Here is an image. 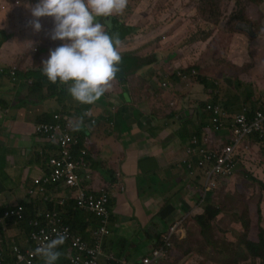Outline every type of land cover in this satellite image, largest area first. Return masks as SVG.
I'll return each mask as SVG.
<instances>
[{
    "label": "trees",
    "instance_id": "1",
    "mask_svg": "<svg viewBox=\"0 0 264 264\" xmlns=\"http://www.w3.org/2000/svg\"><path fill=\"white\" fill-rule=\"evenodd\" d=\"M174 3L178 4L176 0ZM131 4L132 0H128V5L124 13L111 18L110 34L118 33L121 41H123V38H125L128 34H132L130 38L135 39L139 36L148 35L152 30L151 27L147 26H144L142 29H140L139 25H136L134 28L124 26L125 24L123 23L122 18L129 15ZM156 4L160 9L163 1H160ZM205 4L210 15L212 14L211 10L215 9L216 15L219 16L218 5L215 6L211 0H206ZM236 4H238V2H236ZM237 11L231 14V19L237 18ZM23 12L24 11L21 7L15 6L12 8L8 28L0 31V46L9 39H14L18 43L19 40L21 42H26L29 39V37L26 36L24 32H21L23 28L16 32L17 27L22 22ZM27 14L31 15V13ZM168 16L169 15L167 14L156 15L154 27H166ZM129 19L130 18L127 19V22ZM242 21L247 20L242 19ZM113 24L114 26L120 24V26H117H119V29L122 27L125 32L122 29L119 31L115 30L117 26L113 28ZM34 49L38 48L34 47L31 51H34ZM120 54L122 57L120 68L123 69L125 73V77L122 78L121 84L126 83L127 78L133 75L131 74L132 72L135 73L139 78L140 94L139 105L137 108L134 106H123L118 109L115 115H113L111 112H108L107 114L103 115V117L97 116L95 119L89 115V112L95 106H103L107 104L108 107H112V105L107 102V95L102 97L94 105H83L71 97L67 91L68 86L59 83H50L47 77L42 74V66H38L40 69L39 75H34L31 77L32 85L35 87L34 95L40 99V102H43L46 99H51V101L56 103V107H50L40 118L37 119L36 126L42 124H48L50 126L53 124H60L65 134L69 135L70 137H74L76 143L73 146L74 150H71L72 161L77 163L83 159L84 163L90 167L85 172H83V176H86V174H92L95 184L101 185L99 189L104 190V192L108 194L109 188L119 183L117 169L111 167L109 165V161H104L103 159L97 157L95 158L91 153H88L86 156H82V152L84 151L86 145V139L92 135L93 128L100 122L101 118H106L104 116H107L109 120H117L119 127L123 124L129 126L130 119L135 120V125H143L144 123L141 121V118L144 116L140 115H143V113L146 112V108L148 107L149 116L152 118L164 123L172 122L174 125L177 124L179 129L176 130L174 135L182 141L190 140V131L194 133L192 136H197L199 138V141H201V138L206 139L213 146H216L215 139L218 137V132L214 131V129L210 126L211 123L209 122V118L211 117L212 119L214 117L213 111L207 110L205 103L202 105H200V101H195L193 103L188 91L186 92V103H183L180 97H176L170 92L164 90H160L164 96L163 98H159L158 93H155V95L152 94V97L150 96L148 92V84H150L151 87H154L155 91L158 88L154 82V78H156V76H154L155 72L150 71V66L153 64L152 60H159L156 53L151 55L152 58L150 60H148L147 57H140L139 55L134 56L133 50L120 52ZM193 69L196 70V68H182L171 73L170 78L172 81L166 82L168 87L167 90L174 91L173 82L176 84L181 82L179 74H190L191 70ZM42 80L44 86L40 83ZM200 84L204 85L205 87L207 86L205 79H202ZM250 84L257 85L255 83H244L239 81L235 86L238 94L236 99L240 101V110L236 113H233L225 107L227 106V103L224 100V92L221 90H217L213 98L212 95L210 96V98H212L210 103L213 106H217L220 105L219 101H221V103L225 105L224 107L229 114H239L242 113L243 109H245L247 121L249 123H254L259 120L258 111L261 110L258 108V106L255 107L253 103V97H258L259 89L253 88ZM213 87L216 88L215 85H213ZM209 91L211 92V90ZM62 100L66 101L67 104H61L60 102ZM81 119L82 124H80L79 130H76V125ZM133 126H130L129 128ZM260 126L261 129L259 131H254V133L251 135L253 142H255L253 140L254 136L258 137L259 135H264V121L261 122ZM37 135L42 136L43 133H39ZM258 143H264V139ZM49 146L50 148L45 150L39 156L41 162L43 163L44 178L38 181V184L34 182V187L30 188L28 193L29 195L33 196L34 199L24 201L20 204L18 203V205H7L0 200V217H4L7 212H10L13 209H18L19 207L22 208L20 210V214L22 216L21 219H19L18 216H13L7 218V221L1 222V225L5 226L6 228L4 229L3 227H0V235L4 234L5 231L10 228L16 230L19 234L18 243H13L11 245L8 240L1 242L0 257L4 258L8 264L14 263V258L12 256V247L14 245H18L22 251H25L26 249H34L35 246H37L38 243L32 238V234L37 230H49L48 224L50 217L48 216L50 215L49 212L53 210L58 211L62 216L63 224L58 225L57 229H68L70 232V237L67 238L65 244L59 249L62 255L57 264H73L71 257L76 255H79L82 259H85V253L79 252L80 250L74 247V243H82L81 238L84 240H90V231L96 227L102 226V221L104 218H99L95 215V213L84 211L79 208L76 201L71 198L70 194L72 191L67 188L64 182H47L53 173V169L50 165L51 158L59 159L61 157L60 142L56 138H51V143ZM50 153L53 154L50 155ZM103 154L104 158H108L112 155L111 151L105 149H103ZM242 157L243 154H238L236 157V165L234 168L235 172H239L241 167H243L241 164ZM194 160L193 169H190L188 165L172 163V165H170L167 170L173 177L179 176L181 174L189 175L193 173V170L195 169L202 170V167L198 165L199 160L197 158ZM155 164L156 160L153 157L141 156L139 158L137 170L140 183L147 185V181L151 176H154L155 180L158 181L157 176L160 177L163 175L164 169L157 170L149 167V165ZM211 165L212 162L208 164V168ZM76 174L81 181V175L78 170L76 171ZM203 178L204 175L200 173L194 178L190 179L189 183L181 181L176 187L175 191L172 193H168L167 195L165 193L162 194L159 212L155 214L152 219H149V222L145 227H141L139 223L136 225H129V223L133 222V218L125 217L122 219L121 222L124 223L122 225V235L121 232L119 235H117V232H115L118 219L117 215L114 214L112 210L116 206V199L113 198L114 196L111 194L110 202L108 204V208L110 210V222L108 224L110 235L105 239L103 249L105 254L112 258L102 260L101 264H129V262H137L139 260H135V255L137 254L136 249H138L139 245L137 246L136 243L131 240L132 238L130 234V240L125 237L126 231L132 234V237L137 240L138 244L148 242L147 244H144V249L146 250L144 253L140 254L141 258L153 257V253H151L152 250L160 251L164 254V257H162L155 264H164L170 258L171 251L175 248V244H177L176 241H181L184 239V237H186L187 233L186 235L183 234V230H186V220L190 216H194V214L196 215V213L197 215L194 218L197 225L201 229V233L210 240L213 222L218 216L222 214V209H219V207L216 205L206 203V199H204L202 196H197L196 194L197 197L195 204H203L201 211L198 212V208H195L193 204L185 202L181 197L182 193L189 194V189L199 187L203 181ZM228 180L230 179H227L224 182H227ZM224 182H222L220 185H222ZM86 185H90V183H86ZM86 185L82 183V188L87 195H91L92 193L97 194L94 192V188H89ZM154 187L159 188L160 184L156 183ZM55 190L68 192L62 205L45 200L46 192ZM118 191L123 193L124 189L119 188ZM148 193L157 194V190L149 187L148 190L143 193L142 188L139 186V194L141 197L148 195ZM207 195L211 197L212 193H207ZM193 201L194 199L192 200V203ZM168 206L170 207L168 208ZM258 212V223H260V218H262V216L260 211ZM246 214L247 213H244L240 220L243 223L245 230L248 231L250 228V222ZM165 215L167 217H162ZM172 226L176 227V231L173 234L169 231ZM112 235L114 237L113 239H110V236ZM115 236H118L121 239H116ZM241 242L244 244L245 249H242L240 254L245 256L246 261L248 257L251 256L254 259H259L260 264H264V229L262 227L258 226L256 241L250 240L247 237H241ZM35 258L36 261L34 264H43V261L39 257L36 256ZM136 264H142V261H138Z\"/></svg>",
    "mask_w": 264,
    "mask_h": 264
},
{
    "label": "rangeland",
    "instance_id": "2",
    "mask_svg": "<svg viewBox=\"0 0 264 264\" xmlns=\"http://www.w3.org/2000/svg\"><path fill=\"white\" fill-rule=\"evenodd\" d=\"M6 1L19 3V0H0V12L4 9L2 5ZM20 1L24 11L20 29L23 28L21 32L29 37L27 40L29 52L34 47H41L46 50L43 57L46 60L50 50L62 43L61 41L54 42L48 36L53 28V21L51 18H42L40 21L42 31L35 32L28 25L31 15L27 13H31V7H34L39 0ZM160 1H163V4L159 9L156 3ZM176 1L178 4L174 3L175 0H132L129 15L122 18L123 23L126 24L127 19L130 18L129 21H131V17L137 12L145 13L139 17L140 22L137 23L140 29L147 26L152 30L146 36L136 37L128 49L133 50L134 56L147 57L148 60L152 58L153 53L158 55L159 60H152L150 71L155 72L154 76L158 78L160 84L172 81L170 75L177 69L196 68L198 75L193 79L192 84L180 82L175 84L174 91L161 89L180 97L183 103H186V92L191 89L192 91L189 92L190 97L193 95L191 99H194V102L200 101V105L205 100L211 101L216 91L221 90L224 92L223 96L227 106L221 101L219 103L236 113L240 110V101L236 99L238 94L235 86L239 81L255 83L257 85H250L263 92L259 93L258 97H253L254 106L264 105V0H211L215 6L218 5L219 16L216 15L215 9L211 10V15L209 14L205 4L206 0ZM236 11L237 18L231 19V14ZM158 14L169 15L166 27H154L155 16ZM242 19L247 21H242ZM7 24L8 22L3 23L4 29ZM239 24L254 25V32L258 36L250 37L237 28ZM120 29L125 32L122 27ZM0 64L7 69L1 60ZM6 79L12 81L9 76ZM202 79L207 82L206 87L200 84ZM154 82L156 84L155 80ZM209 89L211 92L208 91ZM156 91L159 98L164 97L159 89ZM156 91L151 86L148 89L151 97ZM136 93L139 97V82L136 86ZM211 95L212 98H209ZM125 99L128 101L127 95ZM60 103L67 104L64 100ZM48 105L54 106L55 102L51 101ZM177 160V155H175L171 163ZM241 164L243 167L240 171L236 172L232 179L220 185L206 201L222 209V214L213 222L210 240L201 233L195 221L194 217L197 213L190 216L185 222L186 237L181 241H176L177 244L171 251L170 258L164 264H260L259 259L251 256L246 261L245 256L240 253L242 249H245L241 237L256 241L258 226L264 229V143H252ZM181 181L185 182L178 177L170 178L168 190L174 184L178 186ZM186 195L188 194H181L183 200ZM197 196L194 195L192 204L200 212L203 204H195ZM258 211L262 216L260 223H258ZM244 213H247L250 222L248 231L245 230L240 220ZM100 230V227L94 229V231ZM5 232L9 233V229ZM129 234L131 240L137 246L139 245L136 253H144L146 250L144 244L148 242L138 244L132 234L126 231L125 237L128 240H130ZM113 237V235L110 236V239ZM115 238L121 239L118 236Z\"/></svg>",
    "mask_w": 264,
    "mask_h": 264
},
{
    "label": "crops",
    "instance_id": "3",
    "mask_svg": "<svg viewBox=\"0 0 264 264\" xmlns=\"http://www.w3.org/2000/svg\"><path fill=\"white\" fill-rule=\"evenodd\" d=\"M13 3L15 1H6L2 5L4 9L0 12V31L4 30L3 23L10 20V7ZM16 6L21 7L20 0L19 3L16 2ZM135 18L136 15L131 17V21L128 20L129 22L126 24L133 25ZM114 24L112 25L113 28L117 25L120 26V24L115 26ZM119 26L115 30L119 31ZM130 37L131 34H128L123 38L120 52L131 51L128 48L132 46L135 39ZM45 54L46 50L41 47L29 52L27 41L21 42L19 40L18 43L14 39H9L0 46V60L7 66L8 70L14 67L17 70V78L11 79L12 81L6 79L7 75L0 73V200L7 205H18V203L34 199L33 196L28 194L29 190L34 187V182L44 178L43 163L39 156L50 148L51 138L45 133L42 136H38L35 129L37 119L53 106L48 105L49 103L51 104V99L40 102V99L34 95L35 87L32 85L31 77L39 75L40 69L38 66H42ZM38 55L41 56L38 57ZM138 82L139 78L137 75L129 76L125 84H119L108 95L107 102L112 107H108L107 104L95 106L91 110L92 113L95 116L103 117L108 112L115 115L118 109L123 106H134L137 108L139 105V97L136 93ZM40 83L44 86L43 80ZM148 87L150 88V84H148ZM259 92L261 91L259 90ZM126 95L128 101L125 99ZM191 97L193 98V95ZM54 106L56 107V103ZM140 116H144L141 118L143 125H135V120L130 119L129 126L123 124L120 127L117 120L111 118L109 120L107 116H104L106 118H101L92 132V154L95 158L109 161V165L118 171L119 183L109 188V191L114 196L113 198L116 199V206L112 212L117 215L118 219L115 227L117 235L120 232L122 233V225L124 223L121 220L125 217L133 218V222L145 227L149 219H152L159 212L161 196L167 191L162 186L159 188L154 186L156 183L160 184L161 181L168 182L170 180L167 169L172 165L171 162L175 158V152L179 151L180 146L184 147L186 145L174 135L176 130L179 129L177 124L174 125L171 122L170 125L166 126L164 122L152 118L149 116L148 107L146 112ZM130 126L133 127L129 128ZM103 149L111 151L112 155L104 158ZM52 154L50 153V155ZM141 156L155 158L156 164L149 165V167L157 170L164 169L163 175L157 176L158 181L155 180L154 176H151L147 181V185L139 182L137 163ZM139 186L142 188L143 193L149 187H152L157 190V194L148 193V195L141 197ZM94 187L99 189L101 185L95 184ZM174 187L176 186L174 185ZM119 188H123L124 192H119ZM67 193L62 190L47 191L45 200L62 205ZM70 195L76 201L77 197L73 193ZM81 209L95 213L99 218L103 217V215L97 214L88 207ZM107 212L109 213L108 225L110 222L109 208ZM49 214V228L63 224L62 216L58 211L53 210ZM162 217L165 218L167 216ZM4 240H8L11 245L18 243L19 234L16 230L10 228L9 233L5 232L0 235V245ZM85 244L86 247H88V244L92 246L95 241L90 238V240H85ZM34 249L31 250L34 251ZM73 258L71 257V261ZM140 258V254L135 255V260Z\"/></svg>",
    "mask_w": 264,
    "mask_h": 264
},
{
    "label": "clouds",
    "instance_id": "4",
    "mask_svg": "<svg viewBox=\"0 0 264 264\" xmlns=\"http://www.w3.org/2000/svg\"><path fill=\"white\" fill-rule=\"evenodd\" d=\"M127 5L128 0H39L34 7H31V19L28 21L29 27L39 33L42 31L41 19L51 18L53 21V28L48 33V36L54 42H62L58 47L50 50L48 58L42 62V74L47 77L48 81L52 84L59 83L68 86L67 91L71 97L83 105H94L105 95L108 96L110 91L112 93L119 84H121L122 78L125 77V73L124 70L120 68L122 61L120 48L122 42L119 38V34H110L111 18L123 14ZM15 6L16 2L11 5L10 10ZM141 15H145V13L137 12L135 21L132 23L133 25L125 24L124 26L134 28L138 25L137 22H140L139 17ZM19 29L20 25L17 27L16 32ZM257 36L258 35L255 37ZM119 72L121 74L124 73V75H118L117 79V74ZM0 73L3 75L7 74L11 79L17 78L16 69L11 68L8 70V68L6 69L4 66L2 67L1 64ZM131 74L134 75L135 73L132 72ZM197 74V71L193 69L190 74L181 73L179 76L182 83L192 84ZM155 81L158 87L157 89H168L166 82L160 84L158 78H155ZM175 84L176 83L173 82L174 87ZM189 90L190 92L192 91L191 89ZM260 91L263 92L262 90ZM192 101L194 102V99ZM204 103L206 107L212 105L210 101L205 100ZM213 107H219L221 109L218 116L223 123L220 130L215 129L213 119L216 115L212 110L214 117L212 119L210 117L209 122L214 131L218 132V137L215 139L216 146H213L208 140L203 138L199 141V138L197 136H192L194 133L190 131V140H181L182 143H186V145L184 147L180 146L179 151L175 152L178 160L174 163L188 165L190 169H193L194 159L197 158L199 160L198 165L202 167V170L195 169L193 173L189 175L181 174L174 177H178L189 183L190 179L194 178L196 175L200 173L204 175L201 185L197 188L189 189L190 193L184 197V201L190 204H192V200L196 194L208 200L209 195H207V193H212L213 195L222 182L227 179H232L236 173L234 168L237 155L243 154V160L249 152L250 145L264 139V135H259L258 137L254 136L253 140L255 142H253L251 139L252 134H250L236 144L231 125L238 115H243L246 118V110L243 109L242 113L239 114H229L222 104ZM258 108L261 109L258 113L264 114V105L261 104ZM207 110L210 109L207 108ZM89 115L94 119L97 117L92 111L89 112ZM80 124H82V119L76 125V130H79ZM170 124L171 122L165 123L166 126ZM39 126H36V134H39L37 131V127ZM72 138L75 139L74 137ZM75 143L68 144L70 153ZM92 147L93 140L91 135L86 139L83 152H85L86 155L88 153L92 154ZM228 147H232L233 151H227ZM210 162H212V165L208 168ZM87 167L90 168L88 165ZM168 174L169 178H173L169 172ZM81 176H83V174H81ZM89 176L90 179H85L84 184L90 183V185L86 186L94 188L95 193L104 191L102 189H96L94 187L95 182L93 175L89 174ZM83 177L85 178V176ZM169 183L170 180L168 182L161 181L160 183V186L167 191V193H165L166 195L174 191L177 187V184H174L176 187L173 185L168 190ZM70 190L77 196L75 189ZM196 191H198V193ZM111 194L112 193L109 191V197ZM132 223H135V225L138 224L137 222ZM132 223H129V225ZM0 227L5 229L2 225H0ZM102 227L106 228V234L98 233L95 235V232L98 231H94V229L90 231L91 239L95 241V244L92 246L88 244V247L83 252L86 258L82 259L80 257L82 261L92 259L96 264H101L103 259L112 258L107 256L103 249L104 241L110 235V231L107 224L102 223L100 228ZM173 227L174 226L169 229L170 232ZM186 233V230H183V234L186 235ZM67 238L68 234L66 229L63 232H57L54 239L38 244L34 249V254L43 261V264H57L62 255L59 249L65 244ZM91 252H94V255H92ZM152 252L153 250L151 253ZM12 256L14 258L13 254ZM162 257H164V254L150 264L157 263ZM144 258L153 260L154 255L153 257ZM144 258L138 261H142ZM4 261L8 264L5 259ZM137 262H129V264H136Z\"/></svg>",
    "mask_w": 264,
    "mask_h": 264
},
{
    "label": "built area",
    "instance_id": "5",
    "mask_svg": "<svg viewBox=\"0 0 264 264\" xmlns=\"http://www.w3.org/2000/svg\"><path fill=\"white\" fill-rule=\"evenodd\" d=\"M208 109L213 110L214 114L216 115L213 119L214 127L216 130H220L222 126V122L220 117L218 116L221 112V109L219 107H213L212 105L207 106ZM259 120L254 123H249L246 118L243 115L236 116L234 122L231 125V128L233 129V135L235 137V142L238 144L245 136H248L252 134L254 131H259L261 129V122L264 121V114L258 113ZM37 131L39 133H45L49 135L50 138H56L61 145V157L59 159L53 158L50 160V165L53 169V173L51 177L47 180V182L52 183H58V182H64L67 188L69 189H75L77 192V205L81 208L88 207L92 211L96 212L97 214L103 215V223L107 224L109 220V213L108 210V204L110 202V197L108 193H105L104 191H101L100 193L91 195H87L83 188L82 183H84V180L90 179L89 174L85 176H81V181L79 180L76 171L78 170L80 175L85 172L88 167L87 164L84 163L83 159H81L79 162H73L71 159V153L68 149V144L75 143V139L70 137L69 135L65 134L62 130V127L59 124L50 125L48 124H42L39 127H37ZM67 142V143H65ZM227 151L232 152L233 148L228 147ZM86 153L83 152L82 156H85ZM38 184V181H36ZM22 208L19 207L18 209H13L10 212H7L4 217H0V225L1 222L7 221L9 217L18 216L19 219H21L20 210ZM50 217V215L48 216ZM14 220V219H13ZM176 227L174 226L171 229V233L173 234ZM65 229H57V227L49 228L48 231L46 230H37L32 234V238L37 241L38 244L42 242L49 241L51 239L55 238V235L57 232H63ZM67 234L68 237H70V232L68 229ZM98 233L106 234L107 230L105 227H102L100 231L95 232V235ZM82 243L75 242L74 247L78 248L80 252H84L86 250V244L85 240L83 238ZM37 244V246H38ZM35 246V248L37 247ZM154 255L153 260L149 258H144L142 260V264H150L152 261L160 258L163 253L160 251H153ZM92 255H94V252H91ZM13 255H14V264H34L36 261V255L34 254V251L31 249H26L25 251H22L21 248L18 245L13 246ZM72 262L74 264H96L94 260L92 259H86L85 261H82L80 256H74L72 259ZM0 264H6L3 258H0Z\"/></svg>",
    "mask_w": 264,
    "mask_h": 264
},
{
    "label": "water",
    "instance_id": "6",
    "mask_svg": "<svg viewBox=\"0 0 264 264\" xmlns=\"http://www.w3.org/2000/svg\"><path fill=\"white\" fill-rule=\"evenodd\" d=\"M237 28H238L239 30H242V31L247 32V33L250 35V37H255V36H256V34H255L254 30H253V25H252V24H250V25L239 24V25L237 26ZM118 75L121 76V75H124V73L121 74V73L119 72Z\"/></svg>",
    "mask_w": 264,
    "mask_h": 264
}]
</instances>
